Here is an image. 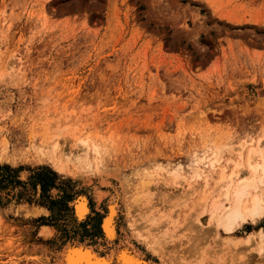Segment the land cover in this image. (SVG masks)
<instances>
[{"label":"rangeland","instance_id":"obj_1","mask_svg":"<svg viewBox=\"0 0 264 264\" xmlns=\"http://www.w3.org/2000/svg\"><path fill=\"white\" fill-rule=\"evenodd\" d=\"M257 144L264 0H0V264H264L202 198Z\"/></svg>","mask_w":264,"mask_h":264},{"label":"bare ground","instance_id":"obj_2","mask_svg":"<svg viewBox=\"0 0 264 264\" xmlns=\"http://www.w3.org/2000/svg\"><path fill=\"white\" fill-rule=\"evenodd\" d=\"M80 143L83 146H88L86 140H81ZM241 150H243V146L237 149L238 161L234 162L233 170H231L230 173H225L224 169H220L215 190L210 192H205L204 190L202 191V198L204 200L206 199L207 195L210 196V193L212 194L217 188L220 189L218 196L212 199L210 204L211 211H217L223 205L224 201H230V205L226 208L224 207L216 221V224L226 233L234 232L248 220L255 221L264 205V201L257 195L259 184L264 185L263 147H261L260 144H257L256 147L251 146L248 149L246 157L243 156ZM256 157H258L259 161L253 163V158ZM216 162V160L211 159L210 164L213 166ZM244 163L251 171V176L247 179H236ZM195 175V177L199 176L197 172ZM223 184L226 185L225 189H221ZM206 185L207 182L204 181L203 187ZM251 191H253V193ZM76 208L79 215H84L87 212L84 202L80 201ZM110 211V214L102 221V229L105 235L107 234V236L109 235L111 237L113 234V226L111 224V216L113 214L112 207ZM248 236H246V240L250 239ZM260 250H264V239L262 241ZM61 257V261L57 264H108L107 262L110 261L95 257V255L86 248L75 250H69L66 248L64 250L63 256ZM127 257L129 256L126 255V257L122 258L124 261L131 260V258Z\"/></svg>","mask_w":264,"mask_h":264},{"label":"trees","instance_id":"obj_3","mask_svg":"<svg viewBox=\"0 0 264 264\" xmlns=\"http://www.w3.org/2000/svg\"><path fill=\"white\" fill-rule=\"evenodd\" d=\"M38 175V173H37ZM53 176H55L54 173L49 172V176H45L44 178L39 177V183L41 184V188L44 190L46 186L52 184Z\"/></svg>","mask_w":264,"mask_h":264}]
</instances>
